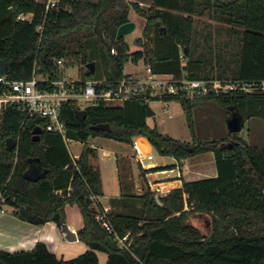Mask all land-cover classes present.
I'll list each match as a JSON object with an SVG mask.
<instances>
[{
	"label": "trees",
	"instance_id": "16d2710c",
	"mask_svg": "<svg viewBox=\"0 0 264 264\" xmlns=\"http://www.w3.org/2000/svg\"><path fill=\"white\" fill-rule=\"evenodd\" d=\"M45 2L0 0V58L7 64L9 80H28L33 72L56 80L63 76L56 60L71 57L85 67L95 63V71L87 69L82 80H102L97 90L115 88L125 77L124 65L139 60L154 73L176 78L264 80V0H151L146 9L125 0H59L53 9H46ZM130 9L145 18L141 37L134 39L139 49L132 52L123 37L116 38L117 28L129 21ZM26 15L30 18H19ZM204 15L226 26L229 38L222 45L228 60L216 51L211 31L195 18ZM38 86L52 88L49 83ZM7 89L0 85V93ZM156 99L180 102L192 136V111L203 100L226 109L227 119L233 113L241 116L240 127L245 120H264L261 89L194 100L168 95ZM146 106L137 98L121 105L100 101L85 107L86 117L80 121L75 116L78 102H64L60 119L65 135L83 143L78 157L71 156L61 134L46 130L45 119H34L40 129L34 139L18 107L9 106L0 114L3 204L24 221L37 226L53 221L62 232L65 206L76 205L83 220L76 235L88 247L63 259L37 242L30 251H0V264H101L97 252L106 254L104 264H264V146L250 145L236 133L192 143L176 139L147 124ZM101 123L109 124L110 131L92 128ZM97 136L128 144L142 136L159 155L176 160L211 151L217 175L183 181L165 195L149 188L140 195L121 192L109 199V232L95 219V198L102 191L99 172L90 162L95 149L87 141ZM8 138L15 142L11 149ZM32 161L44 172L35 182L24 177ZM191 213L208 215V234L188 221Z\"/></svg>",
	"mask_w": 264,
	"mask_h": 264
},
{
	"label": "crops",
	"instance_id": "0c3cea01",
	"mask_svg": "<svg viewBox=\"0 0 264 264\" xmlns=\"http://www.w3.org/2000/svg\"><path fill=\"white\" fill-rule=\"evenodd\" d=\"M125 1L128 3H137L139 5L145 3L143 0ZM150 3L151 0L147 2L146 6L148 7ZM131 11L133 10L131 9L129 11V18ZM27 16L30 15H26L25 17ZM65 76L71 78L69 73ZM118 102L120 105L123 103L121 101ZM139 138L142 139V143L145 145L143 149L150 151L152 146L148 140L142 136ZM92 139L105 140L108 138L97 136ZM70 140L72 139L68 138L67 142ZM101 140L98 145L92 144L90 139L87 141V143L95 149V156L90 158V162L94 168L98 170L101 183L102 195L95 198L97 210H101L102 208L109 210V199L119 197L123 191L140 195L146 188H149L155 191L157 195H165L170 190L181 187L183 181L213 178L217 175L215 158L211 151L198 154L201 155L202 158H198L194 163L190 160L198 155H193L182 160H176L168 156L170 157V161H156L152 156V159L150 161H145V165L143 166L137 160L131 144H127L130 146L129 149L123 148L114 150L113 157L110 156L107 150L103 151L102 156H100L98 146L103 145ZM138 140L139 139H137V143ZM79 143L81 144V149L75 156L71 154L68 148L72 157H78L81 153L83 143ZM159 156L162 159L166 157L162 155ZM33 162L36 161H32V163ZM0 205V251L8 253L30 251L37 242H42L45 244L47 250L58 258L71 259L88 249L87 245L79 241L76 235L77 231L83 226L82 216L76 205L67 204L64 208V220L66 225L64 232H62L53 221H48L42 226H37L14 215L11 207ZM67 232L70 233L71 238L72 235H75V238L70 239L67 237ZM98 253L99 252H97V255Z\"/></svg>",
	"mask_w": 264,
	"mask_h": 264
},
{
	"label": "built area",
	"instance_id": "2783aa9c",
	"mask_svg": "<svg viewBox=\"0 0 264 264\" xmlns=\"http://www.w3.org/2000/svg\"><path fill=\"white\" fill-rule=\"evenodd\" d=\"M58 0H46L45 8L53 9L57 7ZM19 18L24 19L25 16ZM41 27H39L40 29ZM114 53V50L112 49ZM63 59L56 60V64L61 67ZM49 83L52 88H40L38 84ZM103 83L102 80H81L72 79L63 75L61 78L49 81L47 77L36 74L28 80H9L6 74L0 75V85L7 86L8 89L0 93V114L9 106H16L25 113L22 122L24 125L35 118L47 121L46 130L56 132L63 136L65 142L66 128L60 119V107L67 100L81 101L89 105L98 104L100 101H121L137 98L148 102L164 95L173 96L179 99L194 100L208 95L227 94L231 91L240 90L252 92L255 89L264 91V80L244 82L241 80L223 79H200L182 76L176 78L172 74L154 73L149 67L146 68V76L136 79L132 76H125L115 88H101L97 90L96 85ZM159 95V97H157ZM80 109H85L82 106ZM137 137L132 142L135 156L141 165L145 161L152 159L150 151L144 150L137 143ZM3 198L0 196V204ZM108 210L102 208L96 213L95 219L109 232L112 228L106 219ZM125 238V237H124Z\"/></svg>",
	"mask_w": 264,
	"mask_h": 264
},
{
	"label": "rangeland",
	"instance_id": "374dc122",
	"mask_svg": "<svg viewBox=\"0 0 264 264\" xmlns=\"http://www.w3.org/2000/svg\"><path fill=\"white\" fill-rule=\"evenodd\" d=\"M143 1H145V3L141 4L140 6L146 9V4L150 0ZM26 18H30V16H27ZM195 18L196 20H199L200 26H204L207 30L211 31L212 40L215 44L216 51L220 49L222 51V56H224V58L228 60L230 58L229 52L226 50V47L222 45V42L227 41V39L229 38L226 26L220 23L219 21L205 15L202 17L196 16ZM129 21H133L135 23V28L132 30V32L123 36V38L129 46V51L132 52L134 50L139 49V47L134 44V39L141 37L142 27L144 25L145 18H143L133 10L130 13ZM74 48L75 47H73V49ZM182 60L184 63L185 59L183 58ZM59 68L63 72L62 75H66L69 73L71 78H80L81 80L83 74L87 71V68L82 65L80 63L79 58L76 57L64 58L63 63L61 67L59 66ZM146 68L147 66L143 63L142 60H139L137 63L127 62L124 66L123 73L125 76H132L136 79H142L146 76ZM98 72H100V74H102L103 72L101 64L98 65ZM157 97H159V95H157ZM107 104L120 105L118 101H108ZM147 104L154 113L153 115L147 116V124L151 127L155 126L161 133L169 135L176 139L192 143L193 141L225 139L228 138V134H230L227 126L226 109L219 106L212 100L199 101L193 108L192 118L195 136H192L190 133V130L187 126L184 109L182 108L179 101H163L160 99H152L148 100ZM81 106L85 108L86 104L79 101L78 107ZM236 134L238 137L247 141L250 145L264 146V120L259 118L245 120L243 122V126L236 132ZM137 137L134 138L136 139ZM100 140L101 139L94 140L90 138V142L95 145H98ZM101 142H103V145L98 146L100 156H102L103 151L107 150L109 151L110 156L113 157L114 150L130 148V146L127 145L128 143L115 141L112 139L101 140ZM67 144L73 156L79 153L81 149V144L79 142L75 140H70L69 142H67ZM138 144H140L142 148L145 147V145L142 143V139L138 140ZM229 144H231V142H229ZM150 153L156 161H170V157L168 156L164 157V159L160 158L159 154L155 151L153 147L150 148ZM198 158H202V156H194L193 159H191L190 161L194 163L197 161ZM1 204L2 206L7 207L3 203ZM99 211L100 209L97 210V212ZM188 221L191 224L199 227L204 234L209 233V217L207 214L191 213L189 214ZM98 256L99 262L101 264H104L106 261V254L103 252H99Z\"/></svg>",
	"mask_w": 264,
	"mask_h": 264
},
{
	"label": "water",
	"instance_id": "95a60500",
	"mask_svg": "<svg viewBox=\"0 0 264 264\" xmlns=\"http://www.w3.org/2000/svg\"><path fill=\"white\" fill-rule=\"evenodd\" d=\"M135 28V23L133 21H128L126 23L121 24L118 28H117V32H116V38H121L125 35H127L128 33L132 32V30ZM86 68L90 71V72H94L95 71V63L94 62H90L86 65ZM7 73V64L4 60H2L0 58V75H4ZM146 110H147V116L153 115V111L151 110V108L148 106H146ZM75 116L78 120L83 121L86 117V110L85 109H76L75 110ZM240 122H241V116H237L235 113H233L231 115V117L229 119H227V126H228V130L230 133H236L241 127H240ZM26 128L27 129H32L33 134H34V139H37L40 133V129L37 127H34V121L30 120L26 123ZM95 130H101V131H110V126L109 124L105 123V124H97L95 126L92 127ZM15 142L12 138H8L7 139V147L8 149H11L12 147H14ZM229 146L231 147V144H229ZM43 170L42 168L37 164V162H33L30 166V168L24 173V177L30 181H38L42 176H43ZM20 213H24V207H20ZM67 237H69L70 239H74L75 235H71L69 232L66 233ZM70 235V236H69Z\"/></svg>",
	"mask_w": 264,
	"mask_h": 264
}]
</instances>
